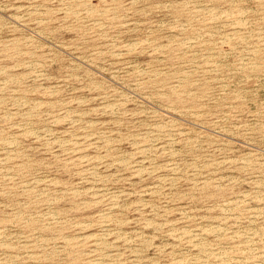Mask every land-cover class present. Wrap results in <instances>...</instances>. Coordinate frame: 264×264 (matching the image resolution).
<instances>
[{"label":"rangeland","instance_id":"rangeland-1","mask_svg":"<svg viewBox=\"0 0 264 264\" xmlns=\"http://www.w3.org/2000/svg\"><path fill=\"white\" fill-rule=\"evenodd\" d=\"M0 264H264V0H0Z\"/></svg>","mask_w":264,"mask_h":264}]
</instances>
